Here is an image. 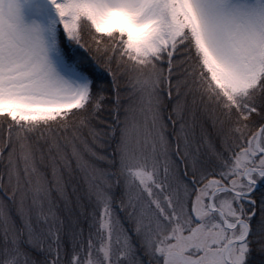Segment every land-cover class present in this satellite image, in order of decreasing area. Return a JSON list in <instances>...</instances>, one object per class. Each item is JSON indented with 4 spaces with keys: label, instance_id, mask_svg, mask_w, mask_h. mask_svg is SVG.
<instances>
[{
    "label": "snow or ice",
    "instance_id": "snow-or-ice-1",
    "mask_svg": "<svg viewBox=\"0 0 264 264\" xmlns=\"http://www.w3.org/2000/svg\"><path fill=\"white\" fill-rule=\"evenodd\" d=\"M0 264H264V0H0Z\"/></svg>",
    "mask_w": 264,
    "mask_h": 264
}]
</instances>
